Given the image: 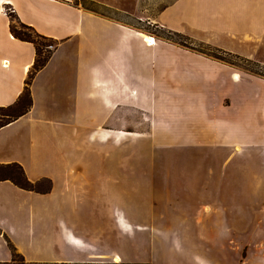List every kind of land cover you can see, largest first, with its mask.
Returning a JSON list of instances; mask_svg holds the SVG:
<instances>
[{
	"label": "crops",
	"instance_id": "1",
	"mask_svg": "<svg viewBox=\"0 0 264 264\" xmlns=\"http://www.w3.org/2000/svg\"><path fill=\"white\" fill-rule=\"evenodd\" d=\"M90 1L127 12L118 0ZM7 9L57 44L31 81V108L0 128V165L51 183L36 192L0 180V261L11 260L9 244L29 262L125 259L118 234L134 237L127 217H148L134 208L143 173L144 204L151 196L177 210L170 186L186 200L173 217H196L169 264H264V78L73 0H0V106L19 98L36 58L35 45L11 32ZM151 20L264 65V0H174ZM135 139L168 149L158 170H177V184L150 181L155 166L134 165ZM176 152L173 168L165 153ZM229 175L238 205L222 198L192 214L193 196H226ZM221 217H236L238 239L216 233Z\"/></svg>",
	"mask_w": 264,
	"mask_h": 264
},
{
	"label": "rangeland",
	"instance_id": "2",
	"mask_svg": "<svg viewBox=\"0 0 264 264\" xmlns=\"http://www.w3.org/2000/svg\"><path fill=\"white\" fill-rule=\"evenodd\" d=\"M174 0H118V3L122 5L127 12H122L120 10H115L114 8H110L108 6H104L99 4V6L90 9L95 11L99 14L105 15L107 17L113 18L120 22H124L126 24L132 25L136 28L149 32L151 34H155L159 37L174 41L180 45L181 43L190 44L192 38L188 39L185 37L186 35L177 34L174 32H170L169 30L159 26L155 22H152V18L157 16V14L167 5L172 3ZM73 2L77 5L84 6L83 0H73ZM86 6V5H85ZM88 6V5H87ZM89 9V8H88ZM7 12H11V9H7ZM15 27L18 30L29 32V30L22 28L17 22H14ZM149 35V34H145ZM152 36V35H149ZM155 39V36H152ZM192 47L196 48L197 50L204 51L205 53L213 54L218 56L221 61L229 63L232 67L237 70L243 71V73L247 74H255L264 78V65L261 63H255L248 58L243 56L233 54L231 52L210 46L206 43L199 42L193 40ZM155 43V42H154ZM57 42L53 43L52 48L56 46ZM184 46V45H182ZM212 48L213 51L209 50V47ZM187 47V46H186ZM190 47V48H192ZM45 48V47H44ZM51 48V49H52ZM189 48V47H188ZM196 50V51H197ZM199 51V52H200ZM222 58V59H221ZM29 76V75H28ZM28 78V77H27ZM134 150H135V157H134V165L141 168V167H149L155 166L157 169V176L156 174L151 176L149 175L150 181H153V178L156 177L157 183H163L162 179L166 182L177 184V170L176 172L173 171L171 174H162L158 168H160L161 162V151H168V149H162L161 147L154 148L152 147V143L149 142H142L135 139L134 141ZM169 156L167 157V165L173 166V168H177V152L176 154L172 153L173 155H169V153H165ZM152 155V156H151ZM129 157V156H128ZM126 155H123L122 160L124 161V166L126 164ZM170 164H169V163ZM181 166H189L190 159L183 158L179 162ZM178 163V164H179ZM130 165V161L128 162ZM147 177V175L143 173H135V194H137L135 200L137 201V205L134 206L135 210L138 211L142 215V211L147 212L146 216L148 217H127L130 222V227L132 229V233H134V237L129 236V234H122V230H120L118 234L119 246L121 244L120 241L123 242L121 247V252L123 251V256L125 259L123 260H104V261H92V263L97 264H122V263H150V264H169L167 258L170 256L171 258L177 259V235L182 233V230L185 229V224L189 223L192 225L193 230L196 231L197 224L195 222L196 217H181L178 219L177 210L183 209L185 205H177L178 203L184 202L186 200L177 201V189L175 191L168 189L165 191L166 195L168 194L169 200L171 201L172 205L169 208H177V210L171 211V209L166 210L164 207V201L161 198H150L149 202L151 201V205L144 204L147 200V190L142 189V179ZM229 181V183H228ZM228 181L226 178L224 180V187L226 196L221 195L220 197H215L217 191H214V199L207 198L206 195L192 197L193 202L196 204L194 206V211L192 214L196 212L199 214L204 211V205L199 206L201 203L208 202L210 204H214L217 200L224 198V201L228 203V207L230 203H239V195L238 189L235 187L237 186V180L234 175L228 176ZM145 182V181H144ZM139 185H138V184ZM167 184V183H166ZM234 186H230L229 185ZM47 184H43L46 186ZM154 186V185H153ZM167 186V185H166ZM166 188V187H165ZM150 192V191H149ZM157 194L158 191H151V193ZM181 192V191H179ZM143 194V196H142ZM146 195V196H145ZM181 196L184 197V194L181 193ZM166 197V196H165ZM167 197V198H168ZM166 198V199H167ZM185 198V197H184ZM186 199V198H185ZM227 201H226V200ZM174 205V206H173ZM179 207V208H178ZM117 208H122L120 204ZM231 210H236L237 207H231ZM162 213L164 215H162ZM200 217H198L199 220ZM222 221L217 228L216 233L219 234L220 237L225 238L226 236H235L237 238V229L238 223H232L236 217H221ZM224 224L229 225L233 224L234 228H231V232L226 233L224 230ZM252 224V222H251ZM226 225V226H227ZM236 233V235L234 234ZM231 237L230 244L236 245L237 240ZM238 239V238H237ZM221 240V239H220ZM224 240V239H223Z\"/></svg>",
	"mask_w": 264,
	"mask_h": 264
},
{
	"label": "trees",
	"instance_id": "3",
	"mask_svg": "<svg viewBox=\"0 0 264 264\" xmlns=\"http://www.w3.org/2000/svg\"><path fill=\"white\" fill-rule=\"evenodd\" d=\"M84 6L86 8L92 9L99 6L98 3L90 0H83ZM88 5V6H87ZM10 17V28L11 32L16 38H19L24 41L32 42L36 48V58L35 62L29 72V76L25 81V87L20 94L19 98L10 105L7 106H0V128L3 126L11 123L12 121L16 120L20 116L24 115L32 106V96H31V81L36 74V72L41 69L50 59L51 54L53 52V48L51 49L49 46L55 43L54 39L47 37L45 35L40 34L34 27L29 26L21 22L15 12H8ZM14 22H17L22 28L29 30V32L18 30L15 27ZM166 29V28H165ZM168 30V29H167ZM170 32H173L169 30ZM177 33V32H174ZM180 34V33H177ZM190 39L188 36H185ZM190 44L181 43L184 46L192 47V39L189 42ZM45 47V48H44ZM55 47V46H54ZM209 47V46H208ZM190 49L197 50L196 48L192 47ZM209 50L213 51L211 47ZM200 51V50H197ZM205 53L204 51H200ZM207 55H212L216 58L218 56L205 53ZM222 59V58H221ZM257 63V62H255ZM0 180H10L17 186L26 189L32 190L36 192H46L50 190L51 183L50 181H40V182H32L28 179L23 167L18 163H12L7 165H0ZM47 184L43 186V184ZM11 251H12V258L9 261H0V264H97L92 262L87 263H67V262H29L25 259V257L17 252L16 248L9 244ZM122 264H150V263H122Z\"/></svg>",
	"mask_w": 264,
	"mask_h": 264
},
{
	"label": "bare ground",
	"instance_id": "4",
	"mask_svg": "<svg viewBox=\"0 0 264 264\" xmlns=\"http://www.w3.org/2000/svg\"><path fill=\"white\" fill-rule=\"evenodd\" d=\"M145 37V39L149 42V43H154L155 39L152 36L149 35H143Z\"/></svg>",
	"mask_w": 264,
	"mask_h": 264
},
{
	"label": "built area",
	"instance_id": "5",
	"mask_svg": "<svg viewBox=\"0 0 264 264\" xmlns=\"http://www.w3.org/2000/svg\"><path fill=\"white\" fill-rule=\"evenodd\" d=\"M50 48H52L53 46H49Z\"/></svg>",
	"mask_w": 264,
	"mask_h": 264
}]
</instances>
